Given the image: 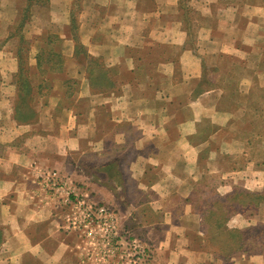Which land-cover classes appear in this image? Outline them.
<instances>
[{
	"label": "crops",
	"instance_id": "obj_1",
	"mask_svg": "<svg viewBox=\"0 0 264 264\" xmlns=\"http://www.w3.org/2000/svg\"><path fill=\"white\" fill-rule=\"evenodd\" d=\"M21 1L25 0H0L3 39L12 34L11 27L20 17L17 3ZM73 1L76 0L32 4L30 20L22 29L24 36L30 37L53 32L47 30V24L58 27L53 33L63 38L68 50L64 67L75 64L70 59L74 49L71 31L64 29ZM77 1H81L76 14L78 38L89 55L103 58L107 66H119L117 74L111 77L118 86L102 92L93 90L85 82L83 73L78 76L82 83L80 91L71 94L68 103L63 104L62 80L56 78L45 104L41 102L36 107V120L19 122L13 116L12 107L16 63L6 48L9 41L0 42V264L87 263L74 249L75 237L63 229L62 212L52 203H45L40 193L38 195L35 168H54L71 176L74 174L75 179L89 185L102 187L98 184L106 185L104 182L110 181L95 174V170L111 165L117 183L110 186L122 194L126 183L133 182L135 192L142 197L141 201L127 207L124 218L142 226L145 239L153 249L149 264H264V249L254 250L244 245L223 252L215 246L210 248L209 233L202 228V213L190 200L194 184L203 174L197 159L191 160L189 154L196 117L190 116V109L185 106H167L176 94L187 89L188 83L199 77L197 54L206 60L224 54L253 72L264 62V0ZM183 6L185 12L192 9L197 15L193 23L198 27L197 40L191 49L183 46L187 34L180 22ZM157 43L181 48L175 52L181 78L172 84V64H160L165 83L149 95L144 89L134 87L133 80H128L132 65L142 60V52L151 50ZM131 50L140 55L131 57L128 54ZM32 51L29 64L34 67L37 46L32 45ZM126 71L128 79L123 76ZM260 75L264 77V70L257 74ZM150 77H147L148 85ZM134 79L136 82L137 78ZM220 93L213 88L205 90L198 101L206 103L209 97L217 100ZM240 95L244 96L243 91ZM149 97L159 105L146 106L151 100ZM215 105L203 106L200 111L204 118L218 117L214 121L210 117L216 124L210 134L214 137L224 129L223 113L216 110ZM174 120H178L177 124ZM205 142L208 144V141L203 144ZM84 152L98 159L89 161L91 172L85 174L78 168L81 161L68 159L69 154ZM208 163L206 159L205 164ZM149 169L156 172L150 174ZM208 172L217 174L221 181L225 178V174L216 169ZM230 190V186L220 185L215 192ZM132 209L137 210L138 215L128 214ZM142 211H148L147 215ZM258 214L255 221L264 224V217Z\"/></svg>",
	"mask_w": 264,
	"mask_h": 264
},
{
	"label": "rangeland",
	"instance_id": "obj_2",
	"mask_svg": "<svg viewBox=\"0 0 264 264\" xmlns=\"http://www.w3.org/2000/svg\"><path fill=\"white\" fill-rule=\"evenodd\" d=\"M23 4L25 5L26 1L17 3V8H20L19 15H21V9L24 7ZM80 6L81 1H73L70 5L69 10V14H72L73 19H75L76 30L78 28V16L76 14L79 11ZM184 8L185 7L183 6L182 14H180V22L182 23L181 27H183L184 30H187L183 46L191 49L192 47L194 48L197 40L195 38V35L198 32V27L197 25L193 26V23L195 21L194 19L197 15L196 11L188 9L185 12ZM185 14H187L188 16H185ZM26 15L27 20L24 22V24H26V22L30 20L29 10L27 11ZM70 15L68 17V23L64 25V29L68 33L70 32L71 27ZM20 17L18 16L15 23L12 25V32L17 27ZM24 24L22 25V27H20L18 33H13L11 35L9 34L7 39H3V33L0 34L1 43H4L6 40L9 41V43L6 45V48L11 51V56L14 58L16 63V69L13 73L14 80L12 82V84L14 85V98L17 92L14 75L18 69V59L16 57V51L17 49H19V47L25 50V52L23 53L25 59L27 58V74L31 78L30 80L32 85H36V81L40 78V76H42L44 79L46 76V78H48V85L50 86V89L47 91L49 94L54 84V79L57 78L58 80H62V82L64 79H77V82L69 84V90H72L71 94L80 91V86L82 83L81 79L78 78V76H80V74L83 75V73L85 74V76H87L88 65L92 67L95 61L87 57V52H85L87 55H85L84 52H80L79 57L83 59V61L74 58L72 55L70 59L74 61L75 64L73 66L65 64L63 72L52 73L49 75L47 73H43V75L40 74L37 69H35V67L29 64L31 55L33 53L32 45L37 46L38 49L40 46H42L46 33H53L55 32L56 28L58 29V27L52 24L49 26V24H47V30H52L53 32L47 31L46 33L39 34V36H33L31 34L32 36L25 37L22 31ZM192 29L195 30L196 33H193ZM18 35H22L25 42H22V40L20 41ZM181 46L182 45H180L179 48ZM60 47L64 63L66 56L65 53H67L68 50L67 47H65L63 40ZM180 49L175 46L157 43V45H154L151 50H144L141 56L142 60L136 61L132 65L130 73L132 79L129 77L130 79L128 80V82L133 80L135 84L134 87L138 89H144L143 91L147 92V94L149 95H152L162 86V83H165L163 82L165 77L162 70L163 67L160 66V64L164 62H170L173 66V73L170 76V81L172 84H176V82H178V80L181 78V71L180 64H176L177 54L175 55V52H179ZM129 52L128 54H130V56L133 58H135L137 55H140L139 52L135 50H131ZM95 58L96 64L100 63L107 70V75L110 78L112 77V75L117 74L119 66H107L104 63L103 58ZM197 59H200L201 72L199 77L194 81L188 83L187 89L185 91L176 94L177 97L167 103V106L172 108L185 106L187 109H190V116L193 114V117H196V120L194 121V131L192 132V134H190V142H192V146L190 148L189 154L191 155V160H193V157L197 159V162L200 165L199 168L203 172V174L199 181L194 184V192L190 195V200L192 204H194V207L196 209L206 212L208 221L211 224H209L211 226V229L209 230V237H211V240L214 241H209L210 248L215 246L214 248H217V250L220 251L222 250L223 252L233 249L235 247V244L237 245V243H235L232 234L226 232L225 230L223 231V227L227 230L235 229L234 227L238 226L241 230L249 234L242 244L243 246L245 245L244 247L252 248L254 250L264 249V239L262 238L264 236V224L261 222H256L254 219V217H259L258 213H260V215L264 217V77H262L261 75L257 76L258 73L264 70V62H262L260 65H257L253 72V69L246 67L244 64L237 62L236 59H233L230 56L228 57L224 54H218L217 56L213 55L212 57H208V61L205 59V57L201 58V56L199 57V55L197 54ZM71 75H75L76 78H73ZM149 75L151 76V80L148 85L147 77H149ZM123 76L125 77L124 79H126L129 76L128 71H126ZM200 77L204 78L203 83H201L200 85V88H202L203 90L195 93V89L198 84L197 82L199 81ZM134 78H137L136 82ZM138 80H140L139 83ZM85 82L88 83L87 78ZM46 84V81L42 83L43 89L45 91L47 88ZM116 85L118 86V83L114 82L113 86L108 87V89L114 88L116 87ZM63 88L64 87H62V91L64 90ZM212 88L220 90L222 92L219 94L217 100L209 97L205 101L206 103L200 100L198 101V97L202 92H204L205 90H210ZM92 89L95 90L94 88ZM240 91H243L244 96L240 95ZM149 98L151 100L145 103L146 106L159 105L156 104L157 102H155L154 98ZM42 101L43 98H39L38 100L36 99L35 106L38 107ZM68 101L69 99H63V104H67ZM211 103H215V109H220L221 113H223L221 119L224 123V129L222 131L220 130L218 136L216 135L215 137L213 135H210L211 132H213V126H216V124L211 121V118L214 121L215 119H218V117L209 115V118H204L200 115L202 107L210 106ZM224 119L226 120L224 121ZM190 120H192V118H190ZM177 122L178 120H174L173 123L177 124ZM106 124L109 127H112L110 123L107 122ZM102 126L103 125H100V127ZM217 127L221 128L222 125H218ZM204 141H208V144H206V142L205 144H203ZM127 156H129V153L127 154ZM70 157H72V159H75L77 163L78 160L81 161L80 165H78V168L84 174L87 173L86 171L91 172V169H89V161H92V158L95 160V162L98 161L96 157L94 158L87 152L69 154L68 159H70ZM206 159L209 161L207 165L205 164ZM106 168L107 169L104 170L102 168H97L95 170V174L101 177L103 176V178H106L107 181H110L104 182L106 185L99 183L101 179L96 182L97 184L99 183L98 185L102 187H98L97 185H89L84 180L75 179L74 174L73 176H71V173H63L54 168H40L36 166L35 170L37 173L38 169L58 171L59 174L67 177L71 181V184H73L76 188H79L81 191L88 193L86 201L90 203L93 208L104 206L108 210H111L116 217V227L118 232L117 240L125 242L134 237L139 239L147 253L146 260L142 264H149L153 259V249L150 245V242L145 239L142 226L138 223H134L133 219L127 221L124 218L127 215V207L132 206L135 202L141 201L142 197L135 192V184L133 182L126 183L127 188L125 189L124 193H118L119 190H117L113 185L110 186V183H117V179H114V177H117L114 166L111 165ZM211 169H216L217 171L223 172L225 174V178L221 181V179L216 176L217 174H214V172H208ZM154 172L156 171L149 169L148 173L152 174ZM227 173L233 176L228 177L226 175ZM37 175L38 174H36L35 176ZM34 180L37 184L36 177ZM220 185L230 186L231 190L226 193L233 192L232 194L236 196L235 199L242 200L243 204H246V207L231 206L229 207L230 212L225 215L223 213L224 211H222L221 209V206H216L217 204L214 202V200L220 201L221 196H226V193L215 192L216 187ZM37 187L39 191L38 195L40 193L42 200H44L45 203L48 204L52 203L62 212L61 217L63 220V229L67 233H71L75 237L76 243L74 245V249L77 251V253H79L80 258L87 262L85 264H116V262L117 264L121 263L120 260L118 261L117 257L112 258V260L109 262H96L93 261L92 258L87 257L85 255L86 247H98L97 243L99 241L95 242L93 245H87L85 243L84 237H82L76 229L72 228L69 225L68 221L66 220V216L70 212V209L61 201V197H63L65 194L64 191H62L60 194L62 196L58 197L57 195L59 194V192L55 193L54 195L50 190H44L38 184ZM115 189L116 191H114ZM220 189L223 190L224 188ZM250 193L261 194L260 196H254ZM257 200L259 201L256 204ZM213 202L215 203V206L211 207ZM121 210L124 213L123 216ZM142 212L147 215L148 211ZM128 214H137V210L132 209L128 211ZM215 220L216 222H214ZM215 225H218V227L215 228ZM97 231L98 230H96V232ZM228 241H231L232 243H228ZM95 249L98 250L97 248Z\"/></svg>",
	"mask_w": 264,
	"mask_h": 264
},
{
	"label": "trees",
	"instance_id": "obj_3",
	"mask_svg": "<svg viewBox=\"0 0 264 264\" xmlns=\"http://www.w3.org/2000/svg\"><path fill=\"white\" fill-rule=\"evenodd\" d=\"M26 4L21 10V17L19 19V22L17 24V27L15 30H13V33H18L20 27L24 24V22L27 20V11L29 10L30 6L34 3L41 4V5H47L48 0H25ZM70 21H71V27H70V33L71 37L70 39L74 42V49H73V57L83 61L79 57L80 52H86L85 47L80 43L77 30L75 27V19H73L72 14L70 15ZM15 31V32H14ZM19 40L22 42H25L22 35H18ZM62 38L56 34V33H49L47 32L45 35V38L43 40L42 46H40L35 54V69L43 75L44 74H52V73H61L64 69V63H63V56L62 52L60 50ZM16 57L18 59V69L15 73V86L17 88V92L13 101V116L14 118L22 123H32L36 120L37 117V111L35 106V101L37 98H43L42 104H45L46 96L48 95V90L50 89V86L48 85V78L45 79L40 76V78L36 81V85L31 84V78L27 74V58L25 59L24 53L25 50L19 47L16 51ZM88 54V53H87ZM85 53V55H87ZM89 59H92L94 62L93 66L87 67V81L90 85V87L94 88L96 91H105L108 89V87H112L114 82L113 80L107 75V70L100 64H96V58L87 55ZM43 78V79H42ZM46 81V91L43 89L42 83ZM204 78L200 77L199 81L197 82V87L195 89V93L202 91L203 89L200 88L201 83H203ZM77 82V79H64L62 82V87H64L62 91V98L63 99H69L71 96L72 90H69V84H73ZM233 168V167H232ZM233 193V192H232ZM232 193H226V196H221L220 201L214 200V202L217 204L216 206L220 205L223 213L226 215L228 214L229 207L233 206H241L246 207L245 203L243 204L242 200L235 199V195ZM252 195H259L261 193H250ZM230 195V196H229ZM237 200V201H236ZM260 200V199H259ZM256 201L257 202L259 201ZM236 201V202H235ZM212 203L211 207L215 206V203ZM219 202V203H218ZM202 210H200L201 212ZM209 211V209H208ZM232 211V210H231ZM202 219L204 220V226L203 229L206 233H209V230L211 229V224L208 221L207 215L205 211H202ZM216 222V220L214 221ZM210 224V225H209ZM215 224V223H214ZM215 228L218 227V225L214 226ZM226 231L230 234H232V237H234L235 244L234 248H241L244 243V240L249 235L245 231L241 229H225L223 227V231ZM244 232V233H243ZM247 234V235H246ZM246 236V237H245ZM211 240V237L209 238V241ZM212 241V240H211ZM214 242V241H212ZM228 243H232L231 241H228ZM233 248V249H234Z\"/></svg>",
	"mask_w": 264,
	"mask_h": 264
},
{
	"label": "built area",
	"instance_id": "obj_4",
	"mask_svg": "<svg viewBox=\"0 0 264 264\" xmlns=\"http://www.w3.org/2000/svg\"><path fill=\"white\" fill-rule=\"evenodd\" d=\"M37 174L36 182L42 189L50 190L54 195L59 192L56 194L58 197L64 191L61 201L70 209L66 220L84 237L85 243L93 245L99 241L98 247H86L87 257L96 262H109L117 257L120 264H142L146 260L147 253L139 239L134 237L125 242L117 240V222L111 210L104 206L93 208L86 201L88 193L76 188L67 177L56 170L38 169Z\"/></svg>",
	"mask_w": 264,
	"mask_h": 264
}]
</instances>
